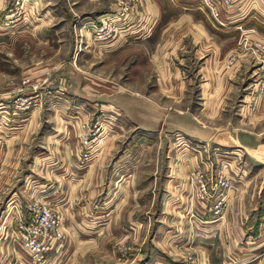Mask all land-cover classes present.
Listing matches in <instances>:
<instances>
[{
    "label": "rangeland",
    "instance_id": "obj_1",
    "mask_svg": "<svg viewBox=\"0 0 264 264\" xmlns=\"http://www.w3.org/2000/svg\"><path fill=\"white\" fill-rule=\"evenodd\" d=\"M12 1L0 0V230L16 240L10 231L14 217L25 215L29 205L35 209L47 203L56 208L47 198L53 190L51 183L41 185L54 171L88 174L94 168L98 185L108 191L97 199V206L104 207L105 201L113 204L116 193L123 190L135 199L134 212L122 225L127 238L114 242L120 257L114 264H177L178 256L186 251L194 252L197 264H202L196 251L180 245L203 241V224L222 219L228 196L252 183L245 182L250 176L264 192V83L259 82L258 64L246 59L222 117L217 121L197 117L203 126L216 128L214 138L205 141L186 133L170 124L171 117L164 116V111L155 122L146 113L145 127H138L134 118L120 113L111 94L93 88L88 79L96 73L121 84L142 75L143 86L116 88L149 94L155 89L154 72L148 65L137 70V46L116 44L108 48L112 50L105 52L106 57L90 56L86 50L79 55L74 35L81 23L67 2L49 0L42 6L38 0L31 17L41 11L47 15L34 23L32 18L25 21L26 16L12 13ZM236 43L237 37L235 47ZM230 55L228 63L233 62L228 61ZM171 64L179 66L183 76L193 74L195 65L189 59ZM199 101L197 85L191 81L182 102L160 104L166 111L174 107L190 114L196 113ZM217 153L229 157L226 171L243 181L235 183L225 197L221 216L213 219L193 199L190 172L218 165ZM186 190L191 196L188 206L173 212L176 194ZM107 217L108 212L96 214V231ZM175 221L179 226L186 224L185 235L169 231ZM59 226L64 235L60 216ZM177 240V248H182L164 256L169 244L174 248Z\"/></svg>",
    "mask_w": 264,
    "mask_h": 264
},
{
    "label": "crops",
    "instance_id": "obj_2",
    "mask_svg": "<svg viewBox=\"0 0 264 264\" xmlns=\"http://www.w3.org/2000/svg\"><path fill=\"white\" fill-rule=\"evenodd\" d=\"M114 1L63 0L70 5L73 15L79 16L78 21L84 24L80 29L83 42L77 54L82 55L86 50L90 56L106 57L108 54L105 52L112 50L93 51L90 48L87 24L103 13H112ZM47 2L49 0L40 1L42 6ZM212 3L221 24L198 9L196 0H139L132 10L140 18L134 27L136 33L134 36L128 35L118 47L124 44L129 45L127 47L137 46V49L130 48H135L138 55L136 68L138 71L143 65L151 68L155 89L147 94L130 89L124 93L116 88L121 84L143 86L145 78L142 75L131 80L127 78L120 84L93 73L88 75L90 86L111 94L110 99L118 105L120 113L134 118L138 127H145L146 113L155 122V117H161L164 111V116L171 117L170 124L182 127L186 133L199 135L198 139L205 141L214 138L216 128L210 124L203 126L197 117L207 121H217L222 117L225 101L233 94L234 80L245 70L247 62L246 58H237L228 63L226 58L234 52V41L240 33L249 41L264 42V0H234L230 8H224L219 0H212ZM45 15L46 11L38 12L32 16V22L46 18ZM76 34L75 31L74 38ZM186 59L195 66L192 67V75L183 76L179 66L171 63L176 60L177 63L185 62ZM191 81L197 85L200 100L196 113L193 112L195 115L192 112L185 114L174 107L167 108L168 111L162 108L161 101L182 102ZM61 144L66 146L63 141ZM253 178L250 176L245 181L252 183L228 196L227 209L221 220L203 224L206 232L203 241L189 245L186 242L184 246L178 240L174 241L171 243L174 248L170 249L169 244L163 255L175 254L184 247L196 251L202 264H264V192L253 183ZM240 180L243 181V178ZM45 181L53 187L47 198L56 206L54 210L60 216L65 233L60 243L44 254L41 264H114L118 261L120 257L114 251V242L127 238L122 233V225L134 212L132 203L135 199L130 197L129 192L125 190L124 193L123 190L116 193L113 204L105 201L104 207L97 206V199L108 191H102L103 187L98 185L100 180L94 168L88 174L66 175L61 170L54 171L50 179L42 181L41 185ZM176 199L177 205L171 207L173 212L188 206L189 192L186 190L182 195L176 194ZM103 211L108 212V217L96 231V214ZM183 225L179 226L175 221V226L169 231L179 230L185 235L186 224ZM0 235V264H33L18 242L8 238L7 232L0 230ZM179 245L182 247L177 248Z\"/></svg>",
    "mask_w": 264,
    "mask_h": 264
},
{
    "label": "built area",
    "instance_id": "obj_3",
    "mask_svg": "<svg viewBox=\"0 0 264 264\" xmlns=\"http://www.w3.org/2000/svg\"><path fill=\"white\" fill-rule=\"evenodd\" d=\"M138 2L139 0H115L112 13L103 14L95 21L88 22L89 46L93 51L121 44L126 41L128 35L136 33L134 27L140 21V18L138 19L132 13V10ZM196 2L198 3L196 6L198 9L205 11L214 22L221 24L217 18L218 12L212 0H196ZM219 2L224 8H230L234 0H219ZM37 4L38 0H13L10 3L12 13L26 16L25 21H30L32 9ZM83 25V23L80 24L76 35L78 49L81 48L80 45L83 42L80 32ZM237 27L240 29V26ZM236 44L228 61L246 58L257 63L261 72L259 82L264 83V42L259 40L249 41L243 33H240ZM90 141H92L91 138L88 139L89 144ZM217 155L219 156L217 158L218 165L212 167L209 164V168L194 169L190 172V189L193 199L203 205V212H210L213 219H218L221 216L226 195L240 180V176L238 178L234 177L235 174H229L226 171L229 157L221 153H217ZM205 203H211V205L205 207ZM27 210L25 215L14 217L10 231L16 237L20 247L30 256L32 263L39 264L43 261L44 254L60 243L63 238L59 226V216L47 203L35 209L33 205H29ZM202 219L204 218L202 217ZM204 221L206 220L201 222ZM177 260H179L177 264H197L198 257L194 252L186 251L184 254L179 255Z\"/></svg>",
    "mask_w": 264,
    "mask_h": 264
},
{
    "label": "bare ground",
    "instance_id": "obj_4",
    "mask_svg": "<svg viewBox=\"0 0 264 264\" xmlns=\"http://www.w3.org/2000/svg\"><path fill=\"white\" fill-rule=\"evenodd\" d=\"M112 124V123H111Z\"/></svg>",
    "mask_w": 264,
    "mask_h": 264
}]
</instances>
